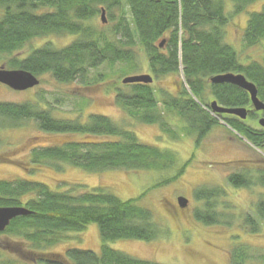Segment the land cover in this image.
I'll return each instance as SVG.
<instances>
[{
	"label": "trees",
	"instance_id": "obj_1",
	"mask_svg": "<svg viewBox=\"0 0 264 264\" xmlns=\"http://www.w3.org/2000/svg\"><path fill=\"white\" fill-rule=\"evenodd\" d=\"M229 1L233 3L231 12ZM258 1L0 0V63L9 57L7 64L11 70H23L37 77L51 74L60 84L80 81L86 85L92 69L105 63L110 66L120 63L125 66L122 74L127 75L131 70L138 73L143 69L145 57L154 80L172 75L182 78L177 95L160 90L159 98L153 83L124 85L121 82L119 87L117 83L106 82L108 89L115 87L112 90L116 93V105L128 117L157 125L175 139L179 135L167 128L170 119L165 117L180 119L181 129L196 138L198 147L219 124L207 111L211 102L217 101L230 109H252L247 92L231 84H212L211 78L242 74L256 85L259 99L264 103V56L262 62L243 64L236 49L226 42V28L233 17L247 12ZM102 11L108 27L102 19L97 23ZM48 36H69L75 40L60 49L45 43L26 56L15 57L28 44ZM243 42L250 48L264 45V4L261 11L249 15ZM160 105L165 111H159ZM217 117L253 147H264V130L253 129L247 120L233 116ZM249 118L253 119L254 115ZM0 120V130L5 129L6 123L19 128L33 122L42 132L69 136L67 140L33 150L31 167L24 168L30 173L41 165L58 170L68 165L99 174L111 170L161 172L177 165L173 152L141 143L132 131L118 127L103 115L92 114L83 123L78 119H58L52 109L38 102L0 103ZM189 162L180 167L177 175L152 189L179 180ZM259 177L256 184L264 188V173ZM249 180L242 174L228 177L229 184L241 188ZM51 188L28 178L0 181V207H24L31 212L14 219L0 233V237L9 240L7 246L14 247L12 250L16 252L10 254L17 256L16 261L24 254L30 264H158L134 258L107 244L122 240L150 243L167 235L155 213L140 204L151 189L138 198L123 201L105 188L89 191L79 183ZM223 194V191L196 190L195 199L204 202V208L195 213L199 222L208 226L219 222L223 214L217 212L216 202ZM255 214L256 217L247 216L245 220L246 225H253L250 230L253 235L260 233V223L264 222V201L258 204ZM92 224L98 225L102 241L98 252L71 247L64 253L51 251L68 234L81 235ZM251 252L247 245L237 247L229 256L231 264H246L254 259ZM2 257L0 251V264H5Z\"/></svg>",
	"mask_w": 264,
	"mask_h": 264
},
{
	"label": "rangeland",
	"instance_id": "obj_2",
	"mask_svg": "<svg viewBox=\"0 0 264 264\" xmlns=\"http://www.w3.org/2000/svg\"><path fill=\"white\" fill-rule=\"evenodd\" d=\"M263 4L264 0L253 3L248 7L247 12L233 17L226 28V42L236 49L243 64L263 60L264 45L259 44L250 48L243 42L244 28L249 15L261 11ZM227 6L231 12L233 3L229 1ZM100 20L99 16L97 23H100ZM106 23L108 24V21ZM107 24L105 26L108 27ZM74 40L69 36H48L28 44L23 52L17 53L15 57L26 56L33 48H38L45 43H51L60 49ZM8 60L9 57H4L0 68L4 66L11 70L7 64ZM142 60L143 69L138 73L131 70L127 75L121 72L125 69L123 64L110 66L105 63L90 71L86 85H82L80 81L60 84L51 74L38 77L39 86L23 92L14 91L0 83V103L38 102L45 108L52 109L53 115L58 119H78L83 123H87L88 117L92 114L106 116L118 127L132 131L141 143L173 152L176 155L175 167L161 172L132 173L111 170L99 174L60 164L63 165L60 170L41 165L37 171L30 173L24 168L31 167L30 153L33 150L67 140L69 136L42 132L33 122L25 123L19 128L9 127L6 123L5 129L0 130V181L28 178L48 184L53 190L79 183L87 186L89 191L99 187L105 188L123 201L138 198L151 189L147 196L141 199L140 204L152 210L156 220L169 233L150 243L122 240L107 243L110 247L134 258L154 261L158 264H231L229 258L231 252L237 247L247 245L252 249L251 255L254 259L248 260L246 264H264V222L258 221L261 231L255 235L250 234L253 225L248 226L245 223L247 216L256 217L255 209H258V204L264 201V188L255 187L254 192L251 193V190L246 191L228 182V177L231 175L246 174V170L250 168L247 161H256L255 164L259 161V165L262 164L264 147L261 149L253 147L225 121L218 118L219 115L214 114L210 108L207 110L218 119L219 124L207 134L198 147L196 138L188 136L186 131L181 129L182 123L176 117L171 118L169 115L165 117L170 119L167 128L178 133L179 138L176 139L164 133L157 125H147L128 117L125 111L115 103L116 93L112 90L115 87L108 89L105 83H117L120 87L126 77L151 75L148 61L145 57ZM181 79L177 75L163 77L154 81L153 88L157 91L159 98L160 90L176 96ZM125 91L128 90L125 89ZM193 100L197 102L194 97ZM159 111H165L164 106L160 105ZM247 123L255 126L253 120ZM188 161H191L190 165L179 180L161 188L152 189L158 183L177 175L180 167ZM261 173H264V169ZM197 189L225 193L220 198L216 197L218 198L217 212L223 216L215 225L208 226L197 220L196 211L204 208V202H198L195 199ZM179 197L189 200L187 208L181 209L178 206ZM65 239L51 251L64 253L71 247L98 252L102 245L96 224L88 226L81 235L70 233L65 236ZM8 242L6 237H0V251L3 253L1 261L5 264L10 262L30 264L22 256L24 254H21V260L16 261L17 256L10 254L16 251L12 250L13 246H7Z\"/></svg>",
	"mask_w": 264,
	"mask_h": 264
},
{
	"label": "water",
	"instance_id": "obj_3",
	"mask_svg": "<svg viewBox=\"0 0 264 264\" xmlns=\"http://www.w3.org/2000/svg\"><path fill=\"white\" fill-rule=\"evenodd\" d=\"M101 19L104 24L107 22L105 11H102ZM153 81L154 79L150 75H139L127 77L122 81V83L124 85H150ZM0 83L14 91L23 92L39 86L40 80L37 76L30 72L23 70H8L2 66L0 68ZM210 83L234 85L247 92L252 103V110H247L245 108L230 109L222 107L217 103V101H214L209 104V107L214 114L221 117L224 115L234 116L241 121H245L250 112H264V103L259 99L256 85L249 82L244 75L232 73L220 75L211 78ZM258 123L264 129V118L260 119ZM178 203L180 208L185 209L188 207L189 201L184 197H180L178 199ZM30 214L31 212L24 207H0V233L4 232L14 219Z\"/></svg>",
	"mask_w": 264,
	"mask_h": 264
},
{
	"label": "flooded vegetation",
	"instance_id": "obj_4",
	"mask_svg": "<svg viewBox=\"0 0 264 264\" xmlns=\"http://www.w3.org/2000/svg\"><path fill=\"white\" fill-rule=\"evenodd\" d=\"M251 115H254V118H249V116ZM264 118V113L263 112H250L249 115H248V118H247V121L249 120H253V124L255 126H251L253 129H262L264 130L263 128H261L258 124L259 120ZM257 124V125H256ZM258 126V127H257ZM258 161V160H257ZM247 163L249 164L250 168H248L246 170V174H243L242 173V176L244 177V175H246L248 177V180L251 178V180H249V184L246 183L245 187L243 188L244 190H251L253 193L254 192V188L255 187H262L260 184H256L258 183V180L260 181V177H259V174L261 173V170L264 169V161L262 164L259 165V161L257 164L256 161H253V160H250V161H247ZM247 163H244V164H247ZM234 165V164H233ZM232 166V165H231ZM256 171V172H253V171ZM263 172V171H262ZM259 178V179H258Z\"/></svg>",
	"mask_w": 264,
	"mask_h": 264
}]
</instances>
